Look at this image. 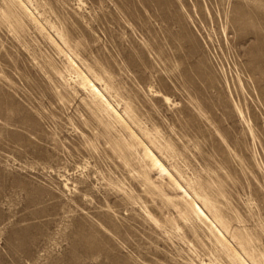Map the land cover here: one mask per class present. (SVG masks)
I'll return each mask as SVG.
<instances>
[{"label":"rangeland","instance_id":"374dc122","mask_svg":"<svg viewBox=\"0 0 264 264\" xmlns=\"http://www.w3.org/2000/svg\"><path fill=\"white\" fill-rule=\"evenodd\" d=\"M236 252L264 264V0H0V264Z\"/></svg>","mask_w":264,"mask_h":264},{"label":"bare ground","instance_id":"6f19581e","mask_svg":"<svg viewBox=\"0 0 264 264\" xmlns=\"http://www.w3.org/2000/svg\"><path fill=\"white\" fill-rule=\"evenodd\" d=\"M24 7V6H23ZM25 8V7H24ZM27 9V8H26ZM32 15V14H30ZM89 82V81H88ZM92 90L97 92V94H99L105 101L106 103L111 106L108 102H107V99L105 98V96L101 93L100 89L95 85V84H92ZM113 111H114V108L112 107ZM112 111V110H111ZM116 112V111H115ZM114 112V113H115ZM135 135V134H134ZM138 138V137H136ZM146 146V145H145ZM149 155V154H148ZM150 158L153 162V164L158 167L162 172H165L167 171V169L165 168V166L163 165V163L160 161V159L158 157H156L152 152H150ZM178 184V183H177ZM177 186H180V188H182V186L179 184ZM185 194L189 195L187 193L186 190H184ZM194 205L196 207V210L197 212L202 215L203 217H205L207 220L211 221L213 226L217 229V231L223 235L221 229L211 220V218L209 217V215L205 212V210L197 203L194 201ZM236 254L238 255V257H240V259L242 260L243 264H251L245 257H243L239 252H236Z\"/></svg>","mask_w":264,"mask_h":264}]
</instances>
